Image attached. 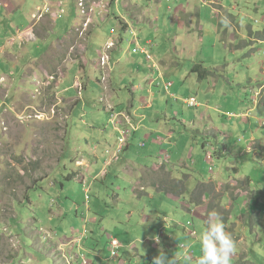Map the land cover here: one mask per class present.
<instances>
[{
    "label": "rangeland",
    "instance_id": "1",
    "mask_svg": "<svg viewBox=\"0 0 264 264\" xmlns=\"http://www.w3.org/2000/svg\"><path fill=\"white\" fill-rule=\"evenodd\" d=\"M167 1L137 0L135 3L141 9L156 16L158 20L154 22V26L147 22L134 25L133 22V30L138 36V45L150 52L154 63L161 67L166 63H178L185 68L187 65L190 66L187 82L175 86L177 98L164 94L165 98L161 103H156L154 111L147 112L148 122L163 120L179 128L175 133L176 142L179 143V148L174 151L176 156L183 157L182 160L187 156L189 163L200 161L198 173L190 177L171 176L188 186L189 194L180 196L179 203L172 196L156 195L150 201L145 196L142 204H137V199L133 198L131 171L133 163H127L128 171H124L123 165L126 161L122 162V159L127 157L133 161V141L136 147L142 143L137 138L131 141L130 149H125L115 158V164L109 166L106 173L96 175L103 162L121 149V144L116 145L117 132L114 128L125 129V123L131 117L125 114L119 119L111 120L110 113L102 108L104 104L97 101L99 95H104L105 90L104 85L96 84L95 69L91 70L87 81L84 100L87 108L83 111L84 116L80 112L77 114L76 129L67 134L64 122L68 113H64V107L65 103L72 104L71 99H64L57 109L58 113L52 117L47 113L39 117V120L34 112L36 109H47L49 104H52L60 72L56 71L55 79L51 81L50 86L47 82L38 83L43 77L45 79L46 75L44 66H42L44 70L40 69L39 61L30 59L23 69L21 64L26 59L11 62L0 50V76L4 77V80L8 77L5 84L4 81L0 82V100L7 98L1 101L7 107L5 110L2 108L3 112L0 115V264H8L12 256L16 257L13 264H62L52 252L54 241L65 236L75 237L77 240L82 238L79 247H82L87 256L92 257L90 260L94 261L95 257L102 256L104 261L96 258L94 264H122L123 261L138 264L134 262L135 254H142L138 253V248L134 251L135 254L133 253V244L137 243L153 258L163 253L169 260L174 259V264L177 262L187 264L192 261L195 263L203 255L200 238L207 230L206 221L212 211L218 214L222 222L225 220L224 223L227 225L225 231L229 232L235 241L236 251L232 255L231 264H264V42H252V36L257 40H264V0H221L232 15L226 17L229 21H217L221 31L220 38H216L219 31L217 32V27L215 28L213 24L217 18L213 13V7L218 6L211 5L209 3L211 0H202L207 2L206 5H198L196 0H188L190 6L195 4L198 7V10H193L194 19H191V16H184L181 21L174 24L178 27L179 35L185 34L187 28H190L192 33H198L200 26H203L205 46L203 51L191 49L187 52L182 51L179 45L169 50L167 46H170V42L167 41L165 34L167 30L175 27L172 23L175 9L171 13L165 8L174 7L176 1L187 2ZM37 4H41V1L39 0ZM33 7V0H24L19 9L30 11ZM123 8L128 13L130 4L124 3L121 6V9ZM35 13L39 14L34 19L30 15L27 16L26 38L32 34L29 26H33V22L36 26L46 25L49 17L55 16L51 7L44 10L36 9ZM126 13L122 18L128 16ZM218 13L221 14V10H218ZM105 19L106 16L102 21ZM23 20L20 18V21ZM190 21L193 25L188 23L187 28L183 29L181 22ZM2 22L0 19V23ZM96 36L122 40L123 49L131 54L137 47L133 44L134 36L131 31L123 30L116 19L103 23ZM144 36L151 41V47L144 45ZM2 40L3 38H0V43ZM227 40H231L233 45L225 47L222 43L224 41L229 43ZM36 44L37 42L27 43L25 51ZM52 47L56 48L55 45ZM10 50L11 48H6L5 54H9ZM80 52L81 50L77 52L76 59L82 61ZM129 53L120 51L125 64L133 60V55ZM34 54L39 55L40 50H36ZM66 54L59 50H55L53 54L56 67L62 70L68 65L65 64ZM178 55H181L182 59H179ZM39 60H43V57ZM201 61L205 62L208 72L212 73H207L206 78L197 82L199 73H195V70L198 68L191 66ZM25 69L31 73H27ZM218 70L221 71L214 73ZM147 71L154 74L153 78L157 80L155 92L160 96L159 90L163 84L162 80L157 79L159 73L151 67H147ZM236 72H239V78H235ZM82 73L85 74L84 71ZM15 74L18 75V80L12 77ZM28 75H35L38 78L37 82ZM74 75V72H68L67 82ZM113 75H119V72ZM134 75H137V71ZM134 75L133 67L129 73L124 74L128 79L134 78ZM80 79L78 76V80ZM128 79L125 86L130 88L131 82L129 83ZM145 87L146 84L142 83V88ZM63 88L64 85L61 86V89ZM183 90L187 92L181 93ZM71 93L76 91L73 89ZM64 94L63 92L61 95ZM87 95H93L96 101L93 102ZM192 97L196 98L199 104L197 107L185 103V100ZM12 98L17 100L12 106L13 110L7 111L6 109L11 107ZM129 103L130 101L121 99L117 104H121L126 112ZM91 105H98L99 108L92 111ZM157 109L166 110L168 113H155ZM203 114L206 116L203 117ZM93 116L99 120L92 121ZM193 121L194 128L187 130ZM106 129L108 131L114 129L115 135L113 133L105 135ZM207 130L208 135L204 133ZM182 137L186 149H189L190 143L200 145L202 140H206L209 144L207 152L213 157V162H208V153L202 151V146L199 150L197 146L193 148L195 160L190 161L192 148L186 153L183 151ZM85 138L89 142L88 145ZM69 144L71 151L65 162L61 163L60 154L66 145L68 149ZM134 152L139 161L144 160L142 154L138 156L137 148ZM96 156L101 157L99 163H96ZM82 157L93 165L91 171L90 169L83 171L76 166V159ZM74 172L79 174L77 179L69 176ZM116 174H119L122 180L115 177ZM236 174L250 177L254 181L253 184L248 189L240 188L236 180H230V177L233 178ZM45 176L46 179L36 183ZM210 177L211 180L207 181ZM172 182L180 184L178 180ZM34 184L35 187L32 188ZM192 184H197L196 189ZM184 188L185 186L181 187L182 192ZM193 192L200 196L204 204H207L208 198L202 194L207 192L215 206V209H209L206 220L182 205L193 204L191 196ZM27 193L29 200L22 206L17 204L23 202ZM253 198L258 199L259 207L251 205ZM193 207L198 211L196 204H193ZM249 208L257 210L256 213L259 214L256 220L254 219L257 214L252 216L253 222L247 216L255 212H249ZM146 215H150L146 224L127 229L133 222H139L138 218H141L139 223H142L143 218L145 221ZM228 215L230 217L227 218ZM243 215L246 217L243 218ZM85 229H89L92 238L89 243L85 239ZM190 231H195L197 235L190 237ZM155 237L159 238V242L154 239ZM112 238H117L121 243L119 256L116 258L113 257L110 248ZM135 238L138 239L137 243L133 242ZM15 239L23 243L21 252L13 248L18 246ZM146 243H149V248L145 247ZM156 244L160 246L155 247ZM187 248L196 252V256L194 255L196 261L193 254L188 253L186 256ZM71 253L73 259L78 258L73 251ZM28 259H31V263Z\"/></svg>",
    "mask_w": 264,
    "mask_h": 264
},
{
    "label": "crops",
    "instance_id": "2",
    "mask_svg": "<svg viewBox=\"0 0 264 264\" xmlns=\"http://www.w3.org/2000/svg\"><path fill=\"white\" fill-rule=\"evenodd\" d=\"M24 0H0V19L3 20L2 23H0V38H3L2 43H0V47H2L1 53H3L4 56H6L8 59H10L11 62L17 61L18 59L23 60L24 56L29 57L32 60L39 61V67L40 69H43L42 66H44V71L49 72H54L56 74V71L60 72V78H66L68 72H74V76L72 78L73 81H75L76 76L81 77L83 74L82 71H84V76L85 79L84 81L88 80L90 78L89 73H91V70L95 69L98 70L97 67V57H98V51H94V48L92 49L91 52H86L83 50L84 47L86 46H97L101 42H105L108 38L106 36L105 38H98L96 36V33L99 29V27L107 22L108 20L116 19L117 22H119V19H126L129 21V18L132 19L131 24L134 25L139 24L141 22H147L148 24L154 26V22L158 20V18L151 13L144 11L139 7L137 0H133V2L126 1L124 3L130 4L129 12L126 13L127 11L123 8L121 9V6L124 4L122 3L121 5H116L115 7H109L107 11H109V17H107L104 21H100L98 18H94L92 25L87 29L85 32L86 39H80L78 36V28L79 24L81 23L82 18L78 17L77 13V8H76V0H40L41 4H37L39 0H33L34 1V7L29 11V10H20L19 8L21 7V4ZM161 1V0H157ZM187 3H175L174 7H171L169 9V6L165 8L167 12H173L175 9V14L172 16V23L176 21H181L184 16H191V19H194L195 14L193 13V10H198L197 5L190 6V3L188 0H185ZM198 5L199 4H204L206 5L207 2L202 0H196ZM209 2V1H208ZM211 5H216L218 7H215L214 10H221V14L215 12L213 10V13L215 14L216 21H213L215 28L217 27V32L219 33L216 38H220L221 36V31L218 28L219 23L217 21H229L227 16H231L232 14L231 11L228 9V7L224 6V2L221 0H211L209 2ZM111 6V5H110ZM46 7H51L52 11L56 13V11L60 8L63 7L65 9V14L63 15L64 17H69L71 19H74V23L76 24V27L74 25L70 27L67 32H63V29L60 27V24L54 20V18L49 17V21L46 25H34L29 26L32 34L28 38H26V33L28 32V27H27V16L30 15L31 18H33V15L37 14L35 13L36 9H44ZM164 9V8H161ZM51 11V9H50ZM126 13L128 16L122 18V15ZM201 14V13H200ZM46 15V14H44ZM151 15L153 18H151ZM20 18H23V21H20ZM76 19H79L76 21ZM92 19V18H91ZM190 24L191 26L193 25L192 22H181V26L183 29L187 28V24ZM26 25V26H25ZM175 25V24H174ZM116 28V26H112ZM157 30V29H156ZM204 32L205 29L203 26H200L199 32L198 33H192L190 31V28H187L185 31V34L179 35L178 32V27H175L173 29L167 30L166 37L167 41L170 42V46H167L169 50H173L175 46L180 47V49L184 52L190 51L191 49L195 50H201L203 51L204 46H205V37H204ZM223 36V35H222ZM235 36V35H234ZM144 45L146 46H152V43L150 40L147 39L146 36H144ZM221 41V39H220ZM229 43H226L225 41L222 43L225 47L228 45H233L231 40H227ZM234 41V40H233ZM30 42H37L36 45H33L30 47L28 50L25 51L24 47L27 43ZM252 42L256 43H263L264 41L257 40V38L252 36ZM134 44V41H133ZM55 45L56 48L54 49L52 46ZM123 43L121 45H118V48L115 49V51L112 53L113 56V61L116 66V72H119V75H116L113 80V85L105 90L104 95H99L97 101L99 103H106L112 105V102L114 104H117L118 102L121 101V99L126 100V102L130 101L128 108L126 110V114H128L136 127V130L132 132V135L130 136V139L128 140L127 146L120 152L122 153L126 148L130 149L131 148V141L134 138H137L139 142H144L145 146L144 147H136L134 145L133 141V161L129 160V157L125 158L124 160L122 159V162L126 163L123 165V170H126V167H129L127 163H133L132 166V173H133V198L137 199V204H142L143 197L145 195L147 196L148 200L150 201L151 198H154L156 195L159 196H172L175 198L176 201L179 203L180 196L186 195L187 193V186L183 184V182L179 179H175L171 176L176 175L178 177L186 176L190 177L192 174H196L200 171L199 168V160H195V157H193V148L196 146L198 147V150L202 146V151L205 153L207 152V147L209 144H207L206 140H202L200 145L190 143L189 144V149H186L185 142L182 137V149L186 153L188 150L192 148V152L189 156L190 161H194L193 163H189L187 160V156L185 157L184 160L183 157L179 158L175 154V150L179 148V143L176 142L177 140L175 139V133L179 129L177 126H174L170 123L164 122L163 120H153L152 122H148L147 118V112H153L156 103H161L162 100L165 98V95H170V96H175L176 97V92H175V86L180 83H186L187 82V73L189 72L188 69L190 68L189 65L185 68L184 66L178 64V63H166L165 66L161 67L160 65L157 64H152L147 59L138 54H131L129 52H126V49H123ZM6 48H11L9 54H5ZM36 50H40V54H34ZM59 50L61 52L67 53L66 54V60L65 64H68L65 70H62L58 67H56V64L54 62V51ZM81 50L80 57L81 60L76 59L77 52ZM25 51V52H23ZM120 51L124 53H129L133 55V60L129 64L123 63L121 56H120ZM23 52V53H22ZM53 52V53H51ZM134 56L136 59H134ZM40 57H43V60H39ZM179 59H182L181 55H178ZM157 65L159 67L158 69V81H169L172 85L169 89H164V87L161 85V89L163 92H161V89L159 90V94L155 92V84L153 79L149 77V72L147 71V67H153ZM80 66V67H79ZM85 67H87V72L85 71ZM133 67V75L134 72L137 71V75H134V78H126L124 76L125 73H129L130 69ZM191 67H197L199 68V72L195 70V73H199V77L197 79V82L200 79L206 78L205 72L208 71L206 69V65L204 61H201L198 64H194ZM220 67V66H216ZM69 68V69H68ZM211 68V67H210ZM57 69V70H56ZM51 71V72H50ZM200 71H203L201 74ZM221 70L215 71L214 73H218ZM11 72V71H10ZM212 73L211 71H209ZM10 75V74H9ZM162 75V77H161ZM17 75L12 76L15 78ZM7 77V76H6ZM50 76L46 77L44 80L49 79ZM239 72H236L235 78H239ZM129 81L130 83V88L125 86L126 81ZM0 80L3 82V77L0 76ZM7 79L5 80V83L7 82ZM142 83L146 84V87L143 89L142 88ZM124 89H126V92H124ZM180 90V88H178ZM113 92V95H112ZM187 90L181 91V93H186ZM199 95H201L199 93ZM75 96V94H74ZM89 96L92 101H96L94 99L93 95H87ZM193 98V97H192ZM72 104H69L67 109L64 110V113L70 112L73 115V119L76 120L77 116V107L79 106V102L75 97L71 98ZM124 104V103H123ZM14 103H12V106ZM103 105V104H102ZM199 105V104H198ZM6 104H3L2 108L5 110ZM99 108L98 105L93 106L91 105L92 111L96 110ZM122 109L123 106H121ZM3 110L1 109L0 115H2ZM7 111H12V107L9 109H6ZM83 112V110L81 111ZM155 113H161V114H167L168 112L166 110H155ZM203 117L206 115L203 114ZM99 120L98 117L93 116L92 121ZM184 120V119H183ZM195 126L194 121L191 123V126L187 128V130H192ZM120 132L121 129L115 128V131ZM114 129L112 131H108L107 129L104 131L105 135H110L114 134L115 132ZM209 130L205 131L204 133L207 134ZM71 133V132H69ZM208 135V134H207ZM115 137H120V135H115ZM108 142L107 140H105ZM87 145L89 142H86ZM175 144V145H174ZM86 145V146H87ZM85 146V147H86ZM115 146V145H114ZM136 148L138 149V156L142 154V159L139 161L138 157L135 156ZM96 152V149L95 151ZM140 152V153H139ZM119 153V154H120ZM115 153H113L114 155ZM202 154V153H200ZM83 155H86L83 153ZM113 155L109 158L106 159L103 162V165L101 166L100 170L96 173V175L100 173H106L107 169L109 166L114 165V158ZM188 155V154H187ZM88 157V156H86ZM95 159H97L96 163H99L101 157L96 156ZM90 160V158H89ZM207 160L208 162H213V160L209 158V154H207ZM92 161V160H90ZM93 163L95 162L92 161ZM162 162L163 166H159V163ZM76 166H82L81 170H89L91 171V165L89 161L82 157L80 159H76L75 161ZM85 167V168H84ZM98 167V166H97ZM198 168V169H197ZM178 180L180 184L178 183H173L172 181ZM211 180L207 179V181ZM216 180V179H215ZM194 189H196L197 184H192ZM185 186L183 189V192L181 190V187ZM228 189V187H227ZM145 192V193H144ZM202 196L207 197L208 200H206V203H208L212 208L215 209L214 204L212 203L210 197L208 196L207 192H204ZM142 197V198H141ZM147 205V202H145ZM153 204V203H151ZM183 206H185V203H182ZM150 208V206H149ZM222 208V207H221ZM159 209V208H157ZM157 209H152V210H157ZM150 210V211H152ZM158 211V210H157ZM197 210H194L193 213H196ZM145 215V214H144ZM230 217V215L227 216V218ZM150 215L146 216L145 220L149 221ZM151 236V235H148ZM134 243L138 242V239L133 240ZM159 245H155V247H159ZM146 248H149V243L145 244ZM138 248V249H137ZM186 248V247H185ZM138 250V253L140 252L142 255L135 254V250ZM133 253L135 254L136 260L134 262H137L138 264H143V260H145L146 264L149 259L153 262L154 258H152L147 250H144L142 247L139 246L137 243L136 245L133 244ZM189 254H193V256H196V252H194L191 248L189 249ZM187 253V254H188ZM191 256V255H190ZM194 256V257H195ZM97 258V257H96ZM95 258V259H96ZM100 258L102 261L104 259L101 257ZM97 258V260H99ZM94 259V261H95ZM143 259V260H142ZM172 260V259H171ZM101 261V262H102ZM196 261V257H195ZM194 261V262H195ZM198 261V260H197ZM175 262V261H174ZM94 264V263H93ZM122 264H128L127 261H123ZM176 264H179L177 262ZM187 264H197V262L193 263L189 262Z\"/></svg>",
    "mask_w": 264,
    "mask_h": 264
},
{
    "label": "clouds",
    "instance_id": "3",
    "mask_svg": "<svg viewBox=\"0 0 264 264\" xmlns=\"http://www.w3.org/2000/svg\"><path fill=\"white\" fill-rule=\"evenodd\" d=\"M116 1H117L116 5H119L121 3L126 2L127 0H116ZM75 2H76V8L78 10V14L82 18L83 17L87 18L83 27L78 28V30H77L79 38L85 40L86 39L85 32L87 31V27L89 26L91 18H98L100 21H102L104 16H106V18L109 17V11H107V10L110 7V2H109V0H76ZM214 8L215 7H213V10H214ZM214 11L218 13V10H214ZM38 14L39 13L33 15V19ZM122 21H123L122 24H120L122 29L126 27L125 30L131 31V25L129 26V21H127L126 19H123ZM112 33H113V31H112ZM133 36H134L135 42H138V36L134 30H133ZM103 43H105V44L102 46L100 54L97 57L98 58L97 59L98 70H96L95 80H96L97 85H104V90H107L108 88H110L113 85V80L115 77L113 74L116 72V66H115L114 61H113L112 53L115 51V49L118 48V45L122 44V40L116 41L112 38H108ZM110 44H112V45H110ZM145 54H146L147 61H149L152 64H156L153 62V58H152V56L148 50H145ZM104 55H107L109 57L107 65L103 64V62H102V57ZM23 60H25V62L21 65L24 69L26 64H28V62L30 61V58L27 56H24ZM157 65L153 66L152 69H155L157 72H159L158 71L159 67ZM26 72L31 73L30 70H26ZM45 73H46V75H45L46 77L50 76L48 81L44 80V77H43V80H39L38 83L47 82L50 86L51 81H54V79H55L54 77L56 76V74L54 72H51L52 74H50L49 72H45ZM153 75L154 74L149 75V77L151 79H153V81H154V83L152 85H154L157 81L153 78ZM4 76H6V75H4ZM28 76L32 77L33 79H35V82H37L38 78L35 75L34 76L28 75ZM161 77H162V75H161ZM15 78L18 80V75ZM4 79L5 78L3 77V81L5 84ZM84 79H85V76L83 74L81 75L80 80H78V76H76L75 81H73L71 79V80H68V82H67V77L66 78H59L58 79L59 84L57 86H55L54 93L52 92L53 93L52 104H49L47 109H36V110H34V112L36 114V118L40 120L39 117L45 116V115H47V113L50 114V117L56 115L58 113L57 109L61 106V103H63V100L64 99H71L72 97H75L77 99V101L79 102V106L77 107V109L79 107H81L79 112L83 113V112H81L83 110V108H87V103H85L84 100L86 98L87 81H88V80L84 81ZM0 82H2V81L0 80ZM38 83H37V86H38ZM162 84L164 86V89H169L172 85L170 82H167L166 80L162 81ZM63 85H64V88L61 89V86H63ZM73 89L76 91V93H71V90H73ZM16 90L19 92V90L17 88H16ZM63 92L65 94L61 95ZM74 94H75V96H74ZM112 95H113V92H112ZM171 97L177 98L175 96H171ZM16 98L11 99V107H12V103L15 104V100H17ZM2 99L3 100H0V110L2 109V106H3V103L1 101H5V100H7V98H2ZM185 103L191 107H197L198 106V102H197L196 98H194V97L185 100ZM103 104L104 105L102 106V108L105 110V112L110 113L111 120H114V118L119 119V117H122L123 115L126 114L124 109L121 110V104L115 105L113 102H112V105L106 104V103H103ZM68 106H69V104L65 103L64 109H67ZM28 108L34 109L33 107H28ZM83 111H85V110H83ZM83 116H84V113H83ZM68 118H69L70 123L76 124V120L73 119V115L70 112H68V116L66 117V119H68ZM115 122H117V121H115ZM124 123H125V121H124ZM64 124H65V122H64ZM115 128L119 129V127H115ZM135 130H136L135 124H134L132 118H130L127 121V123H125V129H121L120 132H118V130L116 131L117 135L118 134L120 135V137L116 138L117 139L116 145L121 144V149L119 150V152L117 154H114L113 157H115V155L118 157V155L121 154L120 152L127 146L128 140L130 139L132 132ZM144 144L145 143L143 142L140 144V146L144 147L145 146ZM209 158H210V160L211 159L213 160V157L210 154H209ZM33 160L36 161L35 158ZM159 166L162 167L163 163L160 162ZM77 167L79 169L82 168V166H77ZM49 174H50V172L48 173V175ZM46 177L47 176L42 177L41 179L37 180L36 183H38L41 180L46 179ZM78 177H79V174L75 173V172L71 175V178H74V179H77ZM231 179L236 180L238 183V186L240 188H243V189H248L250 187V185L253 184V182H254L253 180L250 179V177L244 176L242 174L241 175L236 174V176H234L233 178L230 177V180ZM34 187H35V184L33 185L32 188H34ZM28 193L26 195H24L23 202H17V204L22 206L25 202H27L29 200ZM188 194H189V187L187 186L186 195H188ZM191 196L193 197V204H196L198 206V211L196 213H193V211L196 210L193 207V204L185 203V206H183V207L188 209L189 211H191L193 214L198 215L201 218H203L204 220H206L209 209L212 207L208 203L204 204L203 201L201 200L200 196L197 195V193L193 192L191 194ZM208 196H209V194H208ZM257 200H258L257 198H253L252 201L250 200L251 205H254V206L257 205L259 207L260 204ZM248 210H249V212L254 211L251 208H249ZM254 212H255L254 214L249 213L251 216H247L251 222L256 220L258 215H259L258 213H256L257 210H255ZM254 215H256V217L253 220L252 216H254ZM146 216H148V215H146ZM146 216H145V218H146ZM244 217H246V216L243 215V218ZM224 221L222 222L219 219V216L215 211H212L209 213L207 221H206V229L207 230L202 234V236L200 238L201 251H202L203 255L197 261V264H231L232 255L236 251V244H235V241L233 240L231 234L229 232L225 231V229H226L225 226H227V225L224 223ZM86 232H87V229H85V231H84L85 237H86ZM189 235H190V237H193V236H196L197 234L195 231H190ZM154 239H156V241L159 242L158 237H155ZM11 240H13V239H11ZM15 240H17V239H15ZM17 241H18V246L13 247V248H14V250L17 248L21 252L22 251L21 246L23 243L19 240H17ZM81 241H83L82 238L77 240L75 237H67V236H65L63 238L56 239V241H54V251L52 253L55 254V257L57 259L62 261V264H93L94 263L93 260H85L84 257H82L80 255V250L82 249V247L80 248L79 244L81 243ZM82 243H84V242H82ZM110 245H111L110 248H111L113 257L114 258L118 257L119 256L118 250H119L120 245H121L120 241L117 238H112ZM187 250H188L187 251V253H188L189 249L187 248ZM71 251H73V253L78 256L77 259L72 258ZM186 256H188V254H186ZM15 258H16L15 256L10 257L9 263L11 262L10 264H13V261ZM98 259H100V258H98ZM187 260L191 261L189 258H187ZM21 262H23V260H21ZM28 262L31 263V259H28ZM129 262L130 261H127L128 264H129ZM153 264H174V259L169 260L163 253H161L159 256L154 258Z\"/></svg>",
    "mask_w": 264,
    "mask_h": 264
},
{
    "label": "trees",
    "instance_id": "4",
    "mask_svg": "<svg viewBox=\"0 0 264 264\" xmlns=\"http://www.w3.org/2000/svg\"><path fill=\"white\" fill-rule=\"evenodd\" d=\"M172 0H168L167 2L168 3H170ZM109 2H110V7H115V4L117 3V1L116 0H109ZM175 3H177V2H175ZM119 5H121V4H119ZM171 7H173V6H169V9L171 8ZM45 9V8H44ZM43 9V10H44ZM78 11V10H77ZM65 12V9L63 8V7H60L57 11H56V13H55V16L53 17L54 18V20H56L59 24H60V27L63 29V32H67V30L70 28V27H72L73 25H74V27H76V24L74 23V19H71V18H69V17H64L63 15L65 14L64 13ZM77 15H78V17L80 18V15L77 13ZM81 19V23L78 25L79 26V28H82L83 27V25H84V23L86 22V20H87V18L86 17H83V18H80ZM119 19V24H122V19H120V18H118ZM79 19H76V21H78ZM93 20H94V18H92L91 19V21H90V23H89V26L87 27V29H89V27L92 25V23H93ZM129 21H132V19H130L129 18ZM132 22H130L129 23V26L131 25V33L133 34V24H131ZM126 28V27H125ZM125 28H123V30H125ZM88 32V31H87ZM262 40H263V38H261ZM133 41H134V44H136L137 45V47L136 48H134L133 50H132V54L134 53V54H140V55H142V56H144L145 58H146V54L144 53V52H142V50H147L145 47H141V46H139L138 45V42H135V39L133 38ZM264 41V40H263ZM122 43H123V41H122ZM105 43H103V42H101L99 45H97V46H85L84 47V51L86 52V50H87V52H91L92 51V49L94 48V51L96 52V50L98 51V55L100 54V51H101V49H102V46L104 45ZM134 50H136V52L134 51ZM80 67V66H79ZM197 68V67H196ZM197 70V72H199V68L198 69H196ZM85 71L87 72V67H85ZM207 73H209L208 71H206L205 72V74H207ZM202 74V73H201ZM81 109V107H79L78 109H77V113L79 112V110ZM86 108H83V110H85ZM76 126H77V124H75V123H70V121H69V118L68 119H66L65 120V130H66V132H67V134H68V132H72L75 128H76ZM66 141L68 140V138L66 137V139H65ZM85 140V142H88V140L85 138L84 139ZM70 151H71V145L69 144V147H68V149H67V145L63 148V150H62V153L60 154V162L61 163H63V162H65V160H66V158H67V156H68V154L70 153ZM69 176L71 177V174H69ZM115 177H118L119 179H121L120 178V176H119V174H116L115 175ZM122 180V179H121ZM103 211H105L106 213L108 212V210H103ZM142 211H144L143 210V208H142ZM108 214H110V212L108 213ZM138 221L139 222H141V218H138ZM139 222H133L132 223V226L130 227V228H127V229H134V228H136L137 226H139V225H141V224H146L147 223V220H145L144 221V218H143V220H142V223H139ZM147 228H149V225L147 226ZM85 239H86V241H87V243H89L91 240H92V238L90 237V235H89V229L87 230V232H86V237H85ZM83 246V245H82ZM78 248V247H77ZM80 255L82 256V257H84V259L85 260H90V258H92L91 256H87L86 255V253L83 251V249H81V252H80ZM146 264H153V262L151 261V260H149Z\"/></svg>",
    "mask_w": 264,
    "mask_h": 264
},
{
    "label": "built area",
    "instance_id": "5",
    "mask_svg": "<svg viewBox=\"0 0 264 264\" xmlns=\"http://www.w3.org/2000/svg\"><path fill=\"white\" fill-rule=\"evenodd\" d=\"M110 45H112V44H110ZM135 52H136V50H134ZM142 52H144L145 53V51L144 50H142ZM108 60H109V57L107 56V55H104L103 57H102V62H103V64H108Z\"/></svg>",
    "mask_w": 264,
    "mask_h": 264
},
{
    "label": "bare ground",
    "instance_id": "6",
    "mask_svg": "<svg viewBox=\"0 0 264 264\" xmlns=\"http://www.w3.org/2000/svg\"><path fill=\"white\" fill-rule=\"evenodd\" d=\"M140 153V152H139ZM128 169V168H127ZM38 191V190H37ZM145 193V192H144ZM146 196V195H145ZM142 198V197H141ZM251 255V254H250Z\"/></svg>",
    "mask_w": 264,
    "mask_h": 264
}]
</instances>
